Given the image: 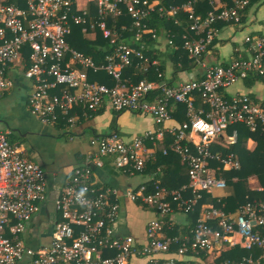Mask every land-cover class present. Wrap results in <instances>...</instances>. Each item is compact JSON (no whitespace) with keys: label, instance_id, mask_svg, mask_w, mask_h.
Segmentation results:
<instances>
[{"label":"built area","instance_id":"2783aa9c","mask_svg":"<svg viewBox=\"0 0 264 264\" xmlns=\"http://www.w3.org/2000/svg\"><path fill=\"white\" fill-rule=\"evenodd\" d=\"M209 1L213 9L202 18L195 14L192 2L166 8L151 0H0V97L22 76L30 83L27 107L46 125L64 121L74 127L107 104L117 112L149 114L157 125L131 141L117 133L94 138L97 158L76 167L65 182L54 201L58 217L53 221L51 241L39 247L28 245L26 235L33 218L50 200L48 174L10 141V130L0 129V264H130L133 258L144 259L146 264H181L175 259L161 260L158 255L169 254L174 246L180 257L189 250L202 253L232 243L235 235L247 250L259 249L264 264L263 199L249 200L235 217L202 205L189 234L162 236L167 216L178 209L194 211L205 192L226 186L211 173L214 164L240 169L232 152L222 154L215 149L220 139L227 138L233 146L244 129L264 134V94L231 92L239 82L256 79V83H264V36L245 37L244 47L230 62H202L221 34L218 25L240 23L254 0H233L221 6ZM183 13L189 21L186 33L167 32L166 43L174 51L185 50L201 65V76L172 86L165 81L135 85L124 81L123 71L136 61L145 72L151 65L158 66L150 63L143 50L146 39L161 38L149 25L153 15L180 25ZM76 29L84 38L100 36L112 47L103 63L70 44ZM177 37L181 45L176 43ZM98 72H106L115 84L92 80L91 74ZM163 75L159 71L157 76L163 79ZM179 106L186 120L167 126L173 109ZM167 139L170 150L188 165V185L172 190L154 179L152 188L141 184L121 195L116 189L101 191L94 183L93 168H103V158H110L130 175L143 174L148 164L168 155L167 149L159 155L148 143L156 145ZM119 198L155 208L157 217L148 223L145 241L115 234Z\"/></svg>","mask_w":264,"mask_h":264},{"label":"crops","instance_id":"0c3cea01","mask_svg":"<svg viewBox=\"0 0 264 264\" xmlns=\"http://www.w3.org/2000/svg\"><path fill=\"white\" fill-rule=\"evenodd\" d=\"M157 1L159 2V0ZM232 1L214 0L219 6L231 4ZM220 26V36L215 40L211 50L202 59L205 65H217L230 60L236 55L238 50L244 47V39L249 35L264 36V0H254L246 13H244L240 23H226ZM165 35L164 32L160 40H156L153 47H148V52L150 50L154 51V54H152L154 57L156 55L161 56L158 59H153V62L160 64L166 61V69L161 80L165 81L168 85H171L170 82L172 81L174 82L173 85H178L179 83L201 76L203 67L199 64H196L189 71H179L174 74V61L170 55H173L175 51L168 47ZM79 37L83 38L84 36L80 32L74 33L73 38L70 39L72 44H70L73 46ZM93 38L92 40H94ZM102 52L106 54L105 50ZM148 57L150 60L151 57ZM142 67L143 65L139 66V69L141 70ZM98 77L101 78L100 76ZM94 80L106 84L100 80ZM29 86L30 83L22 76H19L16 78L12 90L0 97V101L9 95L14 96L18 94L20 98L13 108L11 113L12 118L10 119V116L1 117L2 122H4L7 128L0 127V129L10 130L11 136L16 134L18 138L15 142L21 145L26 156L41 165L48 174L50 200L41 207L39 213L33 218L26 235L28 245L39 247L47 245L51 241L53 221L58 217L54 201L59 196L65 182L70 178L76 167L84 165L89 158H97L98 147L97 144L93 143L94 138L117 133L125 141H131L135 137L142 136L145 132L154 131L157 125L154 118L149 114L132 111L117 112L109 104L105 105L97 114L82 120L83 123L74 127H66L67 125L65 127L46 125L36 118L27 107L28 97L31 94ZM231 92L261 95L264 94V83H256L253 87L248 88L246 82H239L232 88ZM172 116V120L166 124L167 126L178 125L186 119L184 118V110L179 107L173 109ZM7 122L15 123V125L9 123L10 127H8ZM86 135H89V138L83 141ZM57 140L66 142L65 146L63 143L62 146L57 145L56 148L53 147L55 143L59 142ZM220 141L221 143L215 145V149L219 150L222 154H231L230 152H232L240 163V169H229L222 164H214L211 173L217 178L223 179L226 182V186L224 188H215L209 193L207 192L212 201L197 205L194 211L187 213L178 209L173 215L167 216L165 218L167 219V224L162 236L172 238L183 237L189 234L192 229L186 232L182 230L184 228L188 230L191 224H196V221L200 218L202 205L213 206L216 210L235 217L244 205V198L246 199L250 195L261 196L263 187L257 175L251 174L244 178L242 188L238 187L240 179L237 176L231 178L229 175L240 173L243 169L250 167L251 163L247 162V158H254L261 148L264 150L263 136L261 134H252L244 129L241 140L237 145L229 146L227 138L224 140L220 139ZM148 145L150 149L156 150L159 155L162 154L164 149H167L168 155H160L156 163L148 164L143 174H136L134 176L117 168L110 158H103L105 166L103 168L94 166L93 168V181L97 187L101 191L102 188L106 190L108 188L116 189L122 195L130 189H137L141 184L152 188L154 179L158 180L162 186L172 190H179L188 185V165L179 155L170 150L169 139L157 141L156 145L152 143H148ZM53 149H60L63 152V158L59 162H55L53 157L49 156V153L53 155ZM161 156L165 159H161ZM179 180L181 182L185 180V183L178 186L177 188L180 187L179 189L172 188V185H175ZM100 190L99 192H101ZM242 194H244L243 197ZM187 196L189 197L190 194ZM119 200L121 209L117 222L113 226L115 234L121 237L131 235L135 239L142 242L145 241L146 227L151 220L157 217L155 208L149 205L133 203L125 198L123 200L119 198ZM173 207L175 208L176 204ZM198 207H200L199 210ZM193 212L198 213V216H190ZM179 213H182L184 218L180 219V222H177L175 219ZM177 248V246H174L169 254L158 255V257L161 260L167 258L179 260L181 264H246V261L249 259L253 260V264H263L261 261V251L259 249L253 251L247 250L243 246V240L239 235H235L230 244H218L202 253L189 250L185 256L180 257L177 254ZM249 252L251 253L248 256ZM130 264H146V260L133 258Z\"/></svg>","mask_w":264,"mask_h":264},{"label":"trees","instance_id":"16d2710c","mask_svg":"<svg viewBox=\"0 0 264 264\" xmlns=\"http://www.w3.org/2000/svg\"><path fill=\"white\" fill-rule=\"evenodd\" d=\"M151 1H157V0H151ZM224 1H228V0H224ZM190 2H192L194 5L195 14L198 16H201L202 18L207 17L208 13L210 11H212V9H213V6L210 4L209 0H159L160 6L161 7L164 6L166 8L170 7V6H183V5H186ZM248 8L246 9V11L248 10ZM246 11L244 13H246ZM181 18H182L181 19L182 23L180 25L176 26L174 20H172V19L168 20L166 18H160V16L158 14H154L152 19L149 21V25L156 30L157 36H160V37L162 36V34L164 32H165V34L167 32H175L176 34H180V33L183 34V33H186V29L189 27V21H188V16L185 13H183L181 15ZM220 25H222V23L219 24L218 27H221ZM167 30H170V31H167ZM181 30H182V32H181ZM75 31H76L75 33H77L78 29H76ZM180 37H177L175 39L176 43L179 45L182 44V40L180 39ZM126 40H131V39L127 38ZM155 42H156L155 39L148 38V40L147 39L145 40L146 47L143 48L145 56L151 57L149 60L151 64L154 61L153 59H155V58L158 59L161 57V56L159 57L157 55L154 57V55H152V54H154L153 50H150L151 54H150V52H148V47L149 46L153 47ZM70 43L72 44L71 40H70ZM99 46H102V47L99 48ZM73 47L78 49L81 52H84L87 56L92 57L96 61V63H98V64L103 63L106 55L112 51V47H110L108 42L104 41L100 36L96 40L95 39L94 40H92V39L88 40L87 38H84V37L80 38L79 37L77 39V42L74 43ZM168 47L171 49V47L169 45H168ZM104 50H105L106 54H103L102 51H104ZM170 56L172 57V59L174 61V74L179 72V71H189L196 65L195 60L189 58L187 52L183 49L176 50L175 53L173 55H170ZM140 63H141L140 61H137L131 67H128L123 71V80L124 81H126L128 84H134V85L140 83L141 81H157V82L163 81L160 78H158L157 75H158L159 71L164 73V71L166 69V61H163L162 63L158 64V66H154V65L149 66V68L146 72H144L142 69H141L142 71L139 69ZM179 63H180V66H179ZM92 75H93V77L91 78L92 80H94V79L100 80L101 82L106 83L108 86H113L115 84L114 79L110 75H108L106 72H98L97 74H91V76ZM96 75L100 76L101 78H99ZM246 82H247L248 87H253V85L256 83V79H254V80L250 79ZM173 83H174L173 81L170 82V84H171L170 86H172ZM179 108L183 109L182 106H179ZM56 125H57V127H61V126L65 127L66 126V124H64V121H60L59 124H56ZM68 126L69 125H67L66 127H68ZM262 136H263V141H264V134H262ZM10 141L13 142L15 140H14V138H10ZM161 159H165V158L161 156ZM163 162H165V161H163ZM247 162L251 163L249 165L250 167L248 169L245 168L240 173H233L229 176L231 178L237 176L240 179L238 181V187L242 188L244 178H246L247 176H249L251 174H255V175H257L261 186L263 187V192L261 193V196H259V197L254 196V195H250L246 199L244 198L243 204H245V203H247V201L253 200V199H263L264 200V150L261 148L259 150L258 154L254 158L248 157ZM183 183H185V180L183 182H181L179 180L177 183H175V185H172L173 186L172 188H174V187L177 188L178 186H180ZM179 188H177V189H179ZM243 195L244 194H242V197H243ZM256 197H258V198H256ZM210 201H212V200H210V195L205 192L203 194V199L201 200L199 205H201L205 202H210ZM199 209H200V207H198V210ZM195 215L198 216V213L193 212V213H191L190 216H195ZM194 226H195L194 224H191L188 230H185V228H184L182 231L183 232L189 231L190 229H193ZM250 253L251 252L248 253V256L250 255Z\"/></svg>","mask_w":264,"mask_h":264},{"label":"rangeland","instance_id":"374dc122","mask_svg":"<svg viewBox=\"0 0 264 264\" xmlns=\"http://www.w3.org/2000/svg\"><path fill=\"white\" fill-rule=\"evenodd\" d=\"M87 39L88 40H91L92 38H91V36L90 35H87ZM236 55H234L230 60H228V61H226V62H224V63H227V62H230L234 57H235ZM220 64H223V63H220ZM259 91V90H258ZM23 94H25V92H23ZM3 96V95H2ZM19 100H20V98H19V95L18 94H16V95H14V96H12V95H9V96H7L6 98H4L3 100H1L0 101V127H4V128H7V126H5L4 125V122H2V119H1V117H6V116H10V119L12 118L11 117V113H12V111H13V108H14V106L16 105V103H18L19 102ZM24 103V102H23ZM10 124H12V125H15V123H11V122H9ZM18 135V134H17ZM10 138H14V140H16L17 141V136H16V134L14 135V136H10ZM88 138H89V135H86V138H84V140L83 141H85V140H88ZM59 141V142H58ZM12 142V141H11ZM57 144L55 143L54 145H53V147H55L56 148V146L57 145H63V143H64V146H65V144H66V142H63V141H60V140H57ZM13 144H17L15 141H13L12 142ZM19 145V144H18ZM21 146V145H20ZM49 156H51V157H53V160L55 161V162H59L60 160H62V158H63V152H61V150L60 149H53V155H51L50 153H49ZM182 218H184V215L182 214V213H179V214H177L176 215V221L177 222H180V219H182Z\"/></svg>","mask_w":264,"mask_h":264},{"label":"water","instance_id":"95a60500","mask_svg":"<svg viewBox=\"0 0 264 264\" xmlns=\"http://www.w3.org/2000/svg\"><path fill=\"white\" fill-rule=\"evenodd\" d=\"M5 121V120H4ZM7 124H8V127H10V125H9V123L7 122Z\"/></svg>","mask_w":264,"mask_h":264}]
</instances>
